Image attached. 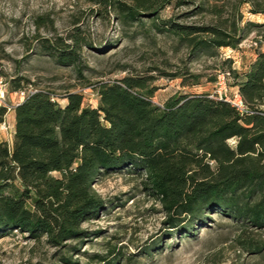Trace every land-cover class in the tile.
<instances>
[{
	"label": "trees",
	"instance_id": "obj_1",
	"mask_svg": "<svg viewBox=\"0 0 264 264\" xmlns=\"http://www.w3.org/2000/svg\"><path fill=\"white\" fill-rule=\"evenodd\" d=\"M89 1L101 7L102 16L114 11L124 26L151 19L159 31L185 44L191 58L215 57L223 47L238 49L253 28L264 27L254 21L243 25L241 12L249 5L250 12L264 14V0L215 6L203 0L192 13L216 16L204 24L162 20L161 11L186 0ZM38 39L42 51L84 78L81 51L88 41L79 26L66 38ZM256 54L241 71L231 70L248 106L244 114L204 92L177 93L160 106L152 101L155 76L84 78L99 96L97 107L84 105L76 91L67 92L64 105L49 90L29 93L15 107L12 142L0 138V238L17 230L37 240L46 235L55 246L67 239L84 241L90 235L82 223L106 207L93 185L102 176L123 172L140 177L161 203L167 227L176 231L172 234L194 235L195 226L213 213L241 223L243 232L264 228V51L256 48ZM173 77L193 86L203 75L185 70ZM23 80L11 81L15 90L23 88ZM6 111L0 108V123ZM245 244L251 253L264 248L252 237ZM150 251L151 246L144 248L145 254ZM107 262L117 263L115 258Z\"/></svg>",
	"mask_w": 264,
	"mask_h": 264
},
{
	"label": "rangeland",
	"instance_id": "obj_2",
	"mask_svg": "<svg viewBox=\"0 0 264 264\" xmlns=\"http://www.w3.org/2000/svg\"><path fill=\"white\" fill-rule=\"evenodd\" d=\"M202 1L172 3L160 16L183 24L211 22L216 16L210 12L192 13ZM207 1L209 6L229 2ZM100 9L89 0H0V76L9 83V102L16 91L11 81L19 77L26 78L23 88L49 90L61 105L71 90L83 94L84 105L98 106L99 96L84 78L98 82L138 75L155 76L150 83L155 88L152 101L160 106L177 93L204 92L212 97L221 72L241 71L247 53L264 48V27L253 28L238 49L223 47L215 57L191 58L185 44L171 32L159 31L151 19L144 17L145 23L124 26L114 11L102 16ZM241 12L243 25L264 22V14L250 12L249 5H243ZM76 26L88 41L81 51L84 78L76 68L62 66L42 51L38 39L66 38ZM255 40L258 46L252 44ZM226 60H232L231 65ZM185 70L202 74L200 83L184 86L182 77H173ZM227 88L230 94L238 90L233 73ZM10 114L6 115L9 122ZM0 138L11 143L13 132L0 131ZM93 187L106 207L82 223L88 238L67 239L63 246H55L46 235L37 240L15 230L0 238V264H68L67 259L73 264H107L113 258L116 264H264V248L260 253L245 249L248 237L264 243V228L249 227L243 232L241 223L213 213L205 224L195 226L194 235L172 234L176 231L167 227L164 208L148 194L140 177L113 173L97 179ZM150 246V253L145 254L144 248Z\"/></svg>",
	"mask_w": 264,
	"mask_h": 264
},
{
	"label": "built area",
	"instance_id": "obj_3",
	"mask_svg": "<svg viewBox=\"0 0 264 264\" xmlns=\"http://www.w3.org/2000/svg\"><path fill=\"white\" fill-rule=\"evenodd\" d=\"M252 44L254 46H258V40H255ZM231 75L232 72L230 70L221 72V74L218 76L217 84L219 87L216 91L215 94L216 96H212V97L227 101L233 107H235L238 112L244 114L248 112V106L244 102L239 91L235 90L231 94L228 92L227 81ZM34 91H36V89L33 90L27 88H20L13 92V99L12 101L9 102L8 101L9 92H10L9 83L3 76H0V108L5 107L7 109L3 121L0 123V131L2 132L12 131L13 129L12 125L7 119L6 115L14 111L15 107L19 103H21L29 93H33ZM231 141L235 143V140H231Z\"/></svg>",
	"mask_w": 264,
	"mask_h": 264
},
{
	"label": "crops",
	"instance_id": "obj_4",
	"mask_svg": "<svg viewBox=\"0 0 264 264\" xmlns=\"http://www.w3.org/2000/svg\"><path fill=\"white\" fill-rule=\"evenodd\" d=\"M264 51V48H261ZM247 53V52H246ZM256 49L251 50V52L247 53L245 57V64L249 63L250 61L254 60L256 58ZM10 123L12 125V132L14 134V128H15V110L11 112L10 114Z\"/></svg>",
	"mask_w": 264,
	"mask_h": 264
}]
</instances>
